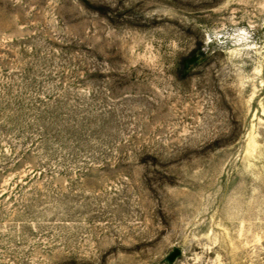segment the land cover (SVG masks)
I'll return each mask as SVG.
<instances>
[{
  "label": "rangeland",
  "instance_id": "1",
  "mask_svg": "<svg viewBox=\"0 0 264 264\" xmlns=\"http://www.w3.org/2000/svg\"><path fill=\"white\" fill-rule=\"evenodd\" d=\"M0 264H264V0H0Z\"/></svg>",
  "mask_w": 264,
  "mask_h": 264
},
{
  "label": "trees",
  "instance_id": "2",
  "mask_svg": "<svg viewBox=\"0 0 264 264\" xmlns=\"http://www.w3.org/2000/svg\"><path fill=\"white\" fill-rule=\"evenodd\" d=\"M196 62H197V57H196V54L194 53L191 57L186 59L185 66H186V68H189Z\"/></svg>",
  "mask_w": 264,
  "mask_h": 264
},
{
  "label": "water",
  "instance_id": "3",
  "mask_svg": "<svg viewBox=\"0 0 264 264\" xmlns=\"http://www.w3.org/2000/svg\"><path fill=\"white\" fill-rule=\"evenodd\" d=\"M180 253H181V250L176 249V250L170 255L169 259H170V260H174V258H176V256H177L178 254H180Z\"/></svg>",
  "mask_w": 264,
  "mask_h": 264
}]
</instances>
